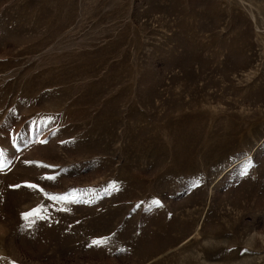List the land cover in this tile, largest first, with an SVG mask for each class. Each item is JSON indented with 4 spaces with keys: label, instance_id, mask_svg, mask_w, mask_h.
I'll list each match as a JSON object with an SVG mask.
<instances>
[{
    "label": "rangeland",
    "instance_id": "1",
    "mask_svg": "<svg viewBox=\"0 0 264 264\" xmlns=\"http://www.w3.org/2000/svg\"><path fill=\"white\" fill-rule=\"evenodd\" d=\"M0 166V264H264V0H0Z\"/></svg>",
    "mask_w": 264,
    "mask_h": 264
},
{
    "label": "snow or ice",
    "instance_id": "2",
    "mask_svg": "<svg viewBox=\"0 0 264 264\" xmlns=\"http://www.w3.org/2000/svg\"><path fill=\"white\" fill-rule=\"evenodd\" d=\"M2 167V166H0ZM245 173H247V168H245ZM30 187H36L35 185H29ZM113 187H115V185H113ZM59 199H67V197H60ZM153 204L156 205V206H161L160 205V202L159 201H153ZM33 215H39V213L37 212H31V213H27L25 214V218H28L30 216H33ZM106 241H100V240H97V241H93V244H96V245H99L101 243H105Z\"/></svg>",
    "mask_w": 264,
    "mask_h": 264
}]
</instances>
